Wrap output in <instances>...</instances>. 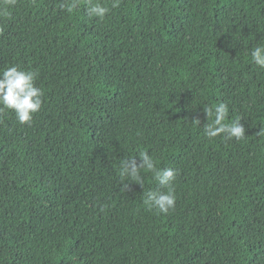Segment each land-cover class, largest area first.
Masks as SVG:
<instances>
[{"label": "trees", "instance_id": "1", "mask_svg": "<svg viewBox=\"0 0 264 264\" xmlns=\"http://www.w3.org/2000/svg\"><path fill=\"white\" fill-rule=\"evenodd\" d=\"M62 3L0 0V70L43 91L30 124L0 113V264H264V0ZM221 102L243 139L205 136ZM140 151L177 170L167 214L150 174L120 191Z\"/></svg>", "mask_w": 264, "mask_h": 264}, {"label": "clouds", "instance_id": "2", "mask_svg": "<svg viewBox=\"0 0 264 264\" xmlns=\"http://www.w3.org/2000/svg\"><path fill=\"white\" fill-rule=\"evenodd\" d=\"M17 0H3L2 14L9 15V8L15 7ZM121 0H111V7L101 0H86L85 11L90 18L103 20L111 9L118 8ZM62 9L72 12L76 7V0L72 3H62ZM2 31V29H0ZM251 61L259 68L264 69V44H257L250 52ZM38 73L27 71L17 65H11L0 70V113L10 110L15 114L20 124H30L34 114L42 105L43 91L36 86ZM208 123L204 127V134L209 139L223 137L226 140L237 141L245 137V129L241 125V117L228 121V106L221 102L214 107H204ZM197 125L199 120H193ZM264 131V130H262ZM138 156L139 160L134 157ZM119 180L123 186L121 192L130 189L131 181L144 188L145 175L150 174L151 179L158 184V188L148 190L143 194V203L149 210L167 214L174 210L176 194L174 181L177 170L170 167H157L153 157L146 151L127 159H121L117 165Z\"/></svg>", "mask_w": 264, "mask_h": 264}]
</instances>
